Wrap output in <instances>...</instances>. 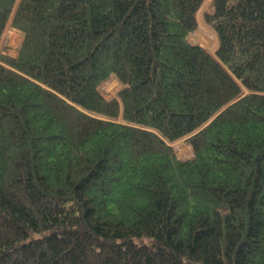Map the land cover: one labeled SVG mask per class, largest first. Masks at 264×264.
Returning <instances> with one entry per match:
<instances>
[{
	"label": "trees",
	"instance_id": "1",
	"mask_svg": "<svg viewBox=\"0 0 264 264\" xmlns=\"http://www.w3.org/2000/svg\"><path fill=\"white\" fill-rule=\"evenodd\" d=\"M206 1L0 0V264H264V0Z\"/></svg>",
	"mask_w": 264,
	"mask_h": 264
},
{
	"label": "rangeland",
	"instance_id": "2",
	"mask_svg": "<svg viewBox=\"0 0 264 264\" xmlns=\"http://www.w3.org/2000/svg\"><path fill=\"white\" fill-rule=\"evenodd\" d=\"M211 1L212 0H207L203 6V9L200 11V27L197 32H195L191 36V40L193 42L201 43L202 45H204V47H206V49L210 50V52L214 54L217 43L215 33L209 28V26L205 22H203L202 19L203 11L208 9ZM23 39L24 34L21 31L9 26L3 36V40L0 46V55L10 54L12 56H16L21 46V43L23 42ZM119 89L120 83L117 81V79H113L102 87L101 92L103 93L105 98L109 99L115 96ZM173 145L175 146L177 154L180 157H189L191 155V149L185 139L179 140Z\"/></svg>",
	"mask_w": 264,
	"mask_h": 264
}]
</instances>
